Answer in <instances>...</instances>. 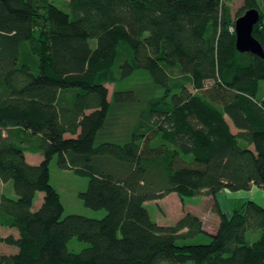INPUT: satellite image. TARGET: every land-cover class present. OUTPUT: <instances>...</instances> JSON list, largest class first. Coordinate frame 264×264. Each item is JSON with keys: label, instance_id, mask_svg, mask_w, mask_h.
Masks as SVG:
<instances>
[{"label": "trees", "instance_id": "obj_1", "mask_svg": "<svg viewBox=\"0 0 264 264\" xmlns=\"http://www.w3.org/2000/svg\"><path fill=\"white\" fill-rule=\"evenodd\" d=\"M230 1L70 0L66 13L0 0V183L17 195L0 196V228L14 232L0 234L13 249L0 264H264V206L234 201L228 216L218 200L264 191V59L235 46V20L255 8L264 48V10L244 0L234 18ZM136 72L151 92L119 89ZM54 157L89 179L79 198L105 217L63 216ZM170 194L211 197L216 233L187 211L152 221L145 204Z\"/></svg>", "mask_w": 264, "mask_h": 264}, {"label": "rangeland", "instance_id": "obj_2", "mask_svg": "<svg viewBox=\"0 0 264 264\" xmlns=\"http://www.w3.org/2000/svg\"><path fill=\"white\" fill-rule=\"evenodd\" d=\"M260 1L262 2L261 5L264 10V0ZM51 2L62 11L71 13V9L69 6L70 0H51ZM243 4L244 0H231L229 2V6L232 10V15L234 18L237 14L244 13L242 9L244 6ZM91 45L95 47L96 40H91ZM150 86L151 80L149 79V75L145 72H136L131 78L124 82H121L119 84V89L135 90L136 92L137 90L148 91L147 89ZM106 87L109 90L110 98L113 92V85L108 84ZM116 108H120V106H115V108L113 109L114 111L112 110V115H114V112L117 111ZM134 111L135 109L133 108V112ZM66 137L69 138L70 136L67 135ZM50 176L51 185L60 195L61 202L64 207V217L73 214L96 219H102L103 217H105V210H92L86 207L83 201L79 198V194L87 189L89 182L88 178L76 175L73 170L61 169L58 166V157H54L50 164ZM1 195H6L7 197L12 199H17V195L12 182H9L7 184L0 183V196ZM43 197L44 195L42 193L38 194L34 203L35 210H37L41 206ZM218 200L224 213H226L228 216H231L235 202L239 203L240 201L255 200L258 201L256 203L260 204L264 202V194L255 191L250 192V194L238 193L232 195L228 194L227 192H221L218 195ZM145 207L148 210L152 221L158 224L164 222L170 225H174L185 214L186 211H194L195 214L196 211L200 213V216L204 222L205 230L208 232L216 233L220 223L219 215L214 211L213 199L211 197L209 198L203 195L181 200L177 194H170L164 199L147 202L145 204ZM0 234L6 237L10 234H14V232L0 228ZM259 237L260 232L258 231H256V233L250 232L249 234V239L251 241H255L259 239ZM210 242L211 239L207 236H200L194 241V243L196 244H209ZM81 245L85 246V243L78 242L76 239H74L70 245V249L74 251H80L82 249V247H80ZM12 251V247L0 245V255L7 253L10 254L12 253Z\"/></svg>", "mask_w": 264, "mask_h": 264}, {"label": "water", "instance_id": "obj_3", "mask_svg": "<svg viewBox=\"0 0 264 264\" xmlns=\"http://www.w3.org/2000/svg\"><path fill=\"white\" fill-rule=\"evenodd\" d=\"M258 9L247 10L235 21V46L240 53H250L264 59V48L253 36L255 25L260 21Z\"/></svg>", "mask_w": 264, "mask_h": 264}, {"label": "crops", "instance_id": "obj_4", "mask_svg": "<svg viewBox=\"0 0 264 264\" xmlns=\"http://www.w3.org/2000/svg\"><path fill=\"white\" fill-rule=\"evenodd\" d=\"M26 159H27V161H28V163H30V164H39L41 161H42V156L40 155V154H31V153H27L26 154ZM260 192V193H263L264 194V191H261L260 189L258 190V188H253L250 192ZM250 192H248L247 194H250ZM232 195V194H231ZM169 196V195H168ZM167 196V197H168ZM255 201V200H254ZM256 202H258V201H256ZM260 204H262L263 206H264V202H262V203H260ZM187 212H192V213H194V211H187ZM196 214L199 216V217H201L200 216V213H198L197 211H196ZM159 225H161V226H169L170 224H167V223H164V222H162V223H159ZM211 234H214V233H212V232H210Z\"/></svg>", "mask_w": 264, "mask_h": 264}]
</instances>
